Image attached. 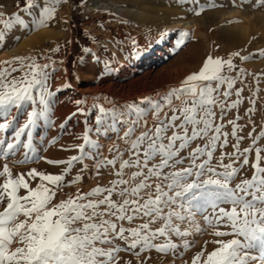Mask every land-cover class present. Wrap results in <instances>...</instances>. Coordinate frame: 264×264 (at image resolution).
Instances as JSON below:
<instances>
[{
	"label": "snow or ice",
	"instance_id": "obj_1",
	"mask_svg": "<svg viewBox=\"0 0 264 264\" xmlns=\"http://www.w3.org/2000/svg\"><path fill=\"white\" fill-rule=\"evenodd\" d=\"M26 2L28 8L39 7L37 0ZM61 2L63 0H55V3ZM55 11V7L47 6L45 0L38 26H46V20L53 18ZM0 23L5 28L11 27L8 21L0 20ZM183 36L187 37L188 33ZM0 40H3L2 32ZM260 55L264 56V50ZM237 56L241 60L249 59L240 56L239 52L231 53L227 59L209 55L198 73L189 74L179 88L166 95L163 107L154 106L153 115L157 121L154 129H148L145 121V131L135 139L131 138L135 125L144 118L145 110L128 105L129 117L133 112L136 115V119L131 120L132 127L124 133L129 144V159L120 160L119 169L114 173L117 178L107 187L98 185L87 193L78 189L75 196L69 195L67 199L53 203L57 191L83 179L78 174L65 184V176L73 163L83 159L84 145L76 146L81 150L80 156H73L68 161H46L54 165L66 163L68 167L61 174H46L32 168L27 173L13 176L9 164L4 163L0 170V177L4 178L0 184V205H4L0 211V264H120L121 251L135 255L138 264H147L150 257H145L144 261L139 258L152 249L164 254L171 251L174 255L179 247L187 251L192 244L183 238L192 235L193 229L197 233L204 230L196 221L197 215L213 229L215 236L233 238L213 241L218 246L206 255L205 246L194 255L192 264H264V165L261 163L264 148L256 146L264 138V129L254 139L249 132L252 144L241 151L240 141L244 137L237 135L240 126L234 120L228 121L233 125L232 136L236 140L232 145L234 151L222 152L218 164H211L217 142L221 148L227 147L229 142L228 133L222 132L224 125L215 123L214 108H221L223 119L225 100L232 95L231 89L238 79L223 74V69L225 66L229 71L235 69L232 58ZM3 63L5 66L0 67V117L3 118L0 133L13 129L10 141L0 138V158L7 160L16 154L18 147L35 154L30 129L35 126L37 118H47V97L52 93L46 84L47 64H37L34 59L25 64L23 57H14ZM14 63L18 66L13 67ZM18 71L22 72L21 76L9 79ZM243 73L244 69H240V74ZM223 85L227 87L221 92ZM34 91L39 92V105L42 106L39 112L35 107ZM241 92L242 89H237L236 95L239 97ZM221 95L225 100L219 99ZM174 100L179 103L175 104ZM26 103H31L33 108L27 113L26 122L14 128L17 116L12 115V110L20 114ZM76 103L79 105L81 101ZM238 103L239 100L234 101L228 108H235ZM164 107L171 111L170 116L166 113L161 116ZM99 111L102 116L106 114L103 107ZM102 116L97 118V123ZM113 119H118L115 114ZM169 131L171 135H168ZM25 133L27 142H22ZM204 138L207 142L188 154V167L165 171L175 169V165L183 162L184 157L179 155L182 150L193 141ZM84 139L87 141V136ZM253 149L255 161L251 165L254 170L251 178L242 179L233 188L232 181L243 166L249 164ZM201 156L206 159L197 163ZM225 156L230 160L227 164L223 163ZM241 156L243 161L238 168L235 165ZM156 157L160 158L159 162L151 163ZM31 159L26 152L25 160L12 163L22 164ZM116 163L115 158L98 163V174L100 167H115ZM125 169L135 171L126 173ZM126 175L127 179L124 178ZM37 178L39 182L33 188L29 181ZM21 189L25 191L24 195H20ZM114 195L119 199H113ZM223 204L231 207L225 209L221 207ZM136 220L142 223L134 227L124 226L125 222L131 224ZM157 222H161V226L153 229L151 225ZM185 222L189 227L182 230L180 224ZM221 227L230 231H221ZM173 235L180 237L182 244L174 242ZM160 237L165 238L164 242L154 243ZM118 240L123 242V247L116 243ZM125 264H131V261Z\"/></svg>",
	"mask_w": 264,
	"mask_h": 264
},
{
	"label": "rangeland",
	"instance_id": "obj_2",
	"mask_svg": "<svg viewBox=\"0 0 264 264\" xmlns=\"http://www.w3.org/2000/svg\"><path fill=\"white\" fill-rule=\"evenodd\" d=\"M120 1L127 4L129 0ZM163 1L145 0L147 4L159 9L160 7L163 9ZM37 3L39 7L28 8L26 0L0 1V14H2L0 20L11 24V27L5 28L4 24L0 23V32L3 33V40H0V67L5 66L3 62L10 61L14 57H23L25 64L30 63L31 59L40 65L47 64L46 84L48 91L52 93L51 97H47L49 99L47 118H37L35 126L30 129L35 154L28 149L18 147L14 156L10 155L7 160L0 158V170L7 162L13 176L27 173L32 168L46 174H61L68 167L66 163L54 165L46 161H68L73 156H80L81 150L76 146L84 145L83 159L73 163L71 171L65 176V184L78 174L83 179L79 183L65 186L57 191L53 203L67 199L69 195L75 196L78 189L82 193H87L98 185L109 186L110 181L117 178L114 173L119 169L120 160L129 159V144L126 143L124 133L132 127L131 120L136 119V115L133 112L131 118L129 117L128 105L145 110L144 118L135 125L131 137L135 139L145 131V121L148 129H154L157 123L153 115L154 106L163 107L166 103V95L172 89L179 88L189 74L198 73L209 55L213 58L227 59L231 53L239 52L240 56L249 57L247 60H241L239 56L233 57L235 69L229 71L226 66L223 69V74L238 79L231 89L232 95L227 100L222 95L219 97L220 100H225L226 114L223 119H221V108L219 106L214 108L215 123L224 125L222 132L228 133L229 142L224 148H221L220 142H217L211 164L213 166L218 164L222 152L234 151L232 145L236 140L232 136L233 125L228 121L234 120L240 126L237 135L244 137L240 141L241 151L248 148L252 144V139L264 129V56L260 55L261 50H264V0H169L165 3L166 9L171 11L178 9L185 19L196 20L199 23L198 31L197 29L187 31L182 28L159 30L149 22L134 24L112 10L103 7L94 9L93 0H63L61 3L47 0V6L55 7V14L53 18L46 20V26H38L37 21L41 10L45 7V0H37ZM26 8L28 10H25ZM234 8H237L235 13L232 12ZM247 12L251 14V18L244 20L242 17ZM59 19L64 23L65 31L71 33L70 37L56 42L47 41V45L43 44L37 50L34 46H27L22 55L8 56L12 49L17 48L21 40L28 41L42 31L53 28ZM243 24L247 27L245 35H239L231 29L233 26ZM183 33H188V36H183ZM5 45L12 49L9 50ZM32 49L34 51H31ZM156 52H161L157 60L146 64L149 57H156ZM12 66L17 67L18 63ZM240 69H244L243 74H240ZM24 71H27V68ZM21 75L22 72H14L9 79ZM65 79L67 80L64 81ZM140 80L142 82L139 84ZM108 85L111 86L110 90L107 89ZM226 87L223 85L221 92ZM97 88L98 90L95 91ZM120 88H123L122 91L117 93ZM237 89H242L239 97L236 95ZM33 95L37 101L36 110L39 112L42 107L39 105V92L34 91ZM237 100L239 103L235 108H228L229 104ZM76 101L81 103L78 105ZM174 103L178 104L179 101L174 100ZM101 107L106 110L103 116L99 111ZM32 108L31 103H26L20 114H17L15 109L12 110V115L17 116L14 128L26 122L27 113ZM250 108L254 111L249 112ZM121 113H124V116L121 117ZM165 113L169 116L172 114L167 107H164L161 116ZM113 114L118 119L114 120ZM101 116L100 123H97V118ZM2 119L0 117V120ZM120 120L124 122L121 123ZM253 128H255L254 132ZM249 132H252V139L248 138ZM26 133L21 137L22 142H27ZM168 135H171V131ZM12 136L13 129L0 133V138L9 141ZM85 136L87 141L84 139ZM222 140L223 136H221ZM164 142L167 143V140ZM206 142L207 138L193 141L179 154L180 157H184L183 162L175 165V169L169 168L165 171L188 167L190 164L188 154L198 145L203 146ZM256 146L264 148V138H261ZM26 152L32 157L31 160H26L22 164L12 163L15 160H25ZM261 155L264 156V152ZM114 158L117 160L115 167L102 166L98 174L97 164ZM159 159L156 157L151 163H158ZM204 159L206 156H201L197 163ZM242 161L243 156L235 166L239 168ZM254 161L253 149L249 155V164L243 166L232 181L233 188L242 179L251 178L254 171L251 165ZM229 162V158L225 156L223 163ZM261 163L264 165V160ZM217 170L222 171L219 168ZM132 171L135 169H125L126 173ZM124 178L127 179L128 176ZM3 179L0 177V184L3 183ZM38 182L39 178L29 181L33 188ZM24 194L25 191L21 189L20 195ZM113 199L119 197L114 195ZM3 206L0 205V211L3 210ZM221 207L229 209L231 205L223 204ZM196 221L204 230L197 233L193 229L192 235L183 238L192 244L187 251L179 247L174 255L171 251L164 254L152 249L142 253L140 261L150 257L147 264H192L194 255L205 246L206 255L218 246L213 241H227L233 238L215 236L213 229L207 227L199 215ZM139 223L142 221L136 220L131 224L125 222L124 226L134 227ZM160 226L161 222L151 225L153 229ZM180 227L183 230L189 225L185 222L181 223ZM220 230L230 231L229 228L223 227ZM164 239L160 237L154 243H163ZM172 240L182 244L180 237L173 235ZM116 243L124 246L122 241L118 240ZM180 253L183 255L181 256ZM119 256L122 258L120 264H125L126 261L138 264L137 257L131 252L121 251Z\"/></svg>",
	"mask_w": 264,
	"mask_h": 264
},
{
	"label": "bare ground",
	"instance_id": "obj_3",
	"mask_svg": "<svg viewBox=\"0 0 264 264\" xmlns=\"http://www.w3.org/2000/svg\"><path fill=\"white\" fill-rule=\"evenodd\" d=\"M168 1L169 0H164L162 2L163 3L162 4L163 9L161 7L159 9L158 7H153L149 3H148L149 5H148L145 2V0H129L127 2V4H124L120 0H93V8L94 9H99V8L103 7L105 9L112 10L116 14L121 16L123 19L128 20V21H130V22H132L134 24H143V23L146 24V22H149V24H151V26H154L155 28H157L159 30H167V31H169L170 29H173V28H180V29L182 28V29H185L187 31L193 30V29H197V31H198V27H199L198 24L199 23H197L196 20H194V19H185L182 16V14L179 12L178 9L177 10L175 9L174 11L166 9L167 5L165 3H167ZM234 9L235 10H232V12L235 13L237 8H234ZM229 15H231V14H229ZM250 15L251 14L247 12V13H245V15L242 18L244 20H249L251 18ZM60 21H61L60 19L57 20V22L54 25V28L44 30V31H42L41 33H39L38 35H36L35 37L31 38L28 41L21 40L20 43H18L19 45L16 46L17 48H15L14 50L12 49L11 46H10L11 48H9V46L7 47L6 46L7 44H6L5 46L7 48H9V50L10 49L13 50V51L11 50V53L8 56H13V55L20 56V55H22L25 52V48L27 46H32V47L34 46L35 49L37 50V48H40V46H42L43 44L48 43L47 41H50V42L54 41V40L56 41V40L60 39L61 37H63V35H64L63 32L64 31L62 29H60L62 27V22H60ZM231 29L234 32L239 33V35H245L246 31H247V27H245L244 24L243 25H239V26L238 25L237 26H233ZM22 33H24V32H22ZM12 38H10V39H12ZM28 49H29V47H28ZM31 51H34V50L32 49ZM155 55H156V57L155 56H153L152 58L149 57L146 60L145 63L148 64V63H150V61L153 62V61L157 60V56L161 55V52H156ZM61 69H62L61 71L63 72L64 68L62 67ZM66 80L67 79H65L64 81H66ZM141 82L142 81L140 80L139 84ZM110 87L111 86L107 87V89L110 90ZM122 89L123 88L118 89L117 93H120L122 91ZM97 90H98V88L95 91H97Z\"/></svg>",
	"mask_w": 264,
	"mask_h": 264
},
{
	"label": "crops",
	"instance_id": "obj_4",
	"mask_svg": "<svg viewBox=\"0 0 264 264\" xmlns=\"http://www.w3.org/2000/svg\"><path fill=\"white\" fill-rule=\"evenodd\" d=\"M56 23V22H55ZM54 28V27H53ZM52 29V28H51ZM60 29H62L64 32V35H63V37H61L60 39H58V40H56V41H59V40H61V39H66L67 37H70L71 36V33L69 34V32H67L66 33V31H65V27H64V24H63V22H62V27L60 28ZM55 41V40H54ZM55 41V42H56Z\"/></svg>",
	"mask_w": 264,
	"mask_h": 264
}]
</instances>
